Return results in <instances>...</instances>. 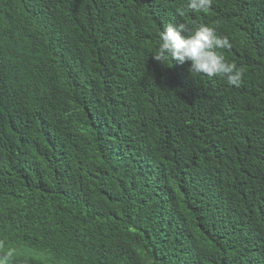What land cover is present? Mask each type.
<instances>
[{"label":"trees","instance_id":"1","mask_svg":"<svg viewBox=\"0 0 264 264\" xmlns=\"http://www.w3.org/2000/svg\"><path fill=\"white\" fill-rule=\"evenodd\" d=\"M169 23L226 37L239 86L156 61ZM0 244L9 264H264V0H0Z\"/></svg>","mask_w":264,"mask_h":264},{"label":"clouds","instance_id":"2","mask_svg":"<svg viewBox=\"0 0 264 264\" xmlns=\"http://www.w3.org/2000/svg\"><path fill=\"white\" fill-rule=\"evenodd\" d=\"M212 3L213 0H187V9L195 13H206ZM181 14L183 15V12ZM230 46L229 40L218 35L214 27L199 25L189 30L184 24L169 23L159 32L157 47L152 54L162 65L171 66L173 60L177 63L190 62L191 74H204L207 77L226 76L229 85L239 86L243 70L238 69L235 63L227 62L218 52ZM13 254V250L9 249L0 255V264H9Z\"/></svg>","mask_w":264,"mask_h":264}]
</instances>
